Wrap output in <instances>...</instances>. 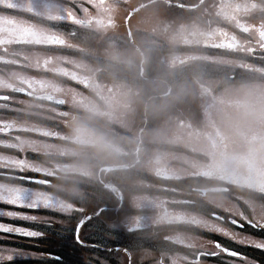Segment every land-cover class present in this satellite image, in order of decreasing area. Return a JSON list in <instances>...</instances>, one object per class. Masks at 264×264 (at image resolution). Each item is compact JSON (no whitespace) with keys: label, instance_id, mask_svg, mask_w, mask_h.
<instances>
[{"label":"flooded vegetation","instance_id":"obj_1","mask_svg":"<svg viewBox=\"0 0 264 264\" xmlns=\"http://www.w3.org/2000/svg\"><path fill=\"white\" fill-rule=\"evenodd\" d=\"M34 2L48 11L65 9L59 0H0V25L33 26L38 32L32 35L26 27L24 37L42 41L64 39L46 33V24L91 25L75 0L70 13L49 16L33 8ZM120 4L107 3L111 8ZM193 4V9H233L237 24L248 25L249 31L243 34H248V46L233 26L230 31L216 26L219 31L205 34L195 44L199 48L190 43V48L177 54L182 53L188 70L177 95L174 82L154 75L157 51L142 48V38L156 34L139 27L131 31L127 17L125 33L66 35L115 38L122 54L130 43L138 55L129 61L134 70L126 65L119 69L128 79L125 82L106 80L107 86L104 81L87 82L81 91L78 86L84 83L54 76L72 79L77 72L62 62L61 49L56 51L57 58L44 49L55 68L71 76L45 62L42 79L26 78V88L62 96L63 103L23 97L13 90L14 83H3L0 196L32 206L0 202V211L35 219L0 215V223L42 235L0 231V264H264V248L252 246L264 244V179L259 178L264 176V0H197ZM243 8L247 10L245 20L236 17ZM111 17L114 26L119 24ZM4 30L0 27V34L8 39ZM36 81L40 88L33 87ZM26 101L40 106L37 111L47 115L49 123L26 124L30 119ZM243 102L249 108L246 115L239 111ZM167 103L177 110L167 112ZM15 105L21 112H15ZM160 109L165 110L158 116ZM79 111H86L90 160L87 174L73 180L87 184L92 199L87 203V218L81 216L85 221L77 244L69 237L64 240L63 231L68 235L71 226H63V217H76L84 208L64 198L57 166L53 170L43 159L30 168L26 153L28 140H41L49 144L44 154L52 150L59 163L63 139L69 137L63 130V118L70 122L72 142L78 141ZM172 137L182 139L183 144L169 141ZM31 172L43 174L48 183H32L28 179ZM19 188L21 192L14 191ZM102 216L115 219L112 222L118 226L105 221L100 239L94 222ZM85 228L88 234L83 233ZM229 249L240 256L226 254Z\"/></svg>","mask_w":264,"mask_h":264},{"label":"rangeland","instance_id":"obj_2","mask_svg":"<svg viewBox=\"0 0 264 264\" xmlns=\"http://www.w3.org/2000/svg\"><path fill=\"white\" fill-rule=\"evenodd\" d=\"M74 0H59L60 4H62L65 9L63 10H46V8L41 5L40 3L34 2L31 4V6L37 11L39 10L43 15H47L54 13V14H59L63 12L62 14H65L66 12L70 13L72 11V2ZM89 1V2H86ZM113 0H75L78 8H81V11H83L82 16H84L83 19L90 20L91 25L89 26L88 29L85 28H78L79 24H70L72 29H85L89 31H96V32H101V33H107V32H115V33H125V25H124V18L128 15L129 11L136 6L148 1V0H122L125 2L122 6H126L125 8L121 7H114L111 8V6H108L107 3L111 2ZM118 1V0H117ZM180 2L184 3H193L197 0H178ZM16 3H20L16 1ZM82 4L88 5L90 7H83ZM27 4L26 9L31 8ZM108 6V7H107ZM89 12H88V11ZM38 11V12H39ZM246 9H239L237 13V18L241 20H244V17L246 16ZM234 10L230 8H220V9H197L195 11H190V10H185L182 7L176 6V5H170L165 3L163 0H157L154 1L148 5H145L143 9L136 11L131 15L129 18V27L130 30L133 31L135 28H140L143 30L147 31H152L155 33L156 37L154 36H147L142 38V48L144 51L147 52L150 50L157 51V60L155 62V69H157L154 73V75L159 76L160 79H166L170 80L172 83H175V91L174 95H177V93L180 91V86L181 82H184V78H188L187 74L188 70L186 67H183V57L182 53L177 55V51H184V44L192 43L193 44H199L200 39L203 38V36L207 33H215L219 30H216V26L220 27L222 31H230V27H234L238 31L241 41L246 44V47L248 46V34L245 36L243 34L247 33L248 30V25L247 24H237V21L234 17L233 14ZM236 14V12H235ZM113 16L119 24H116L114 26V23L116 21H111ZM143 19V21H141ZM147 20V21H146ZM189 20V21H188ZM240 22V21H239ZM69 25V24H68ZM154 37L153 40L150 38ZM115 38L112 39V41H107V42H102L100 45L96 46L94 48V51L91 54L96 55V59L104 62L103 66L105 73L107 72V69L105 68L107 66L111 67H118L121 69L122 67L124 68V65H126L128 70H134L133 66L130 67V62L135 60L137 57L138 53L134 49L133 46L130 45V43L126 47V52L125 54H122L121 50L118 48L119 42L117 40H114ZM114 40V41H113ZM127 43L129 41H126ZM16 47V46H15ZM19 51L16 53V57L19 60V63L21 64L22 58L26 60L25 64L26 67H32V68H37L40 70H43L44 63L47 62L49 66L53 65V68H55L54 60L51 58L49 55L45 53V51H26V52H21V48L18 49ZM91 54L89 56H91ZM149 54V53H148ZM74 58L73 60L70 59ZM21 58V59H20ZM83 59V60H81ZM90 59V58H88ZM88 59L85 58H77L76 56H68V58H64L69 63H74L75 66H77L79 69H81L83 72L78 73V78L79 80H84L87 82H93V81H99L105 83V86H107L106 79H102L99 77L98 73L96 77H89L86 75L87 71L89 70L88 68L93 67L94 63L89 62ZM93 61V59H91ZM121 60V62H120ZM77 62V65L76 63ZM100 63V62H98ZM106 64V65H105ZM102 66V65H101ZM98 70V69H97ZM55 71L58 73L64 74V75H69L63 71H59L58 69L55 68ZM116 72V71H114ZM121 72V71H120ZM104 73V74H105ZM112 73V72H111ZM129 75V73H127ZM43 74H41L39 79H42ZM184 76V77H183ZM19 77H16L15 80H19ZM190 79L195 80L193 77H190ZM218 79V78H217ZM128 80L127 78L125 79V73L121 72V74H117L116 80L113 81H123L125 82ZM29 85L32 86L31 83ZM30 86V87H31ZM34 88H40L39 82H35L33 84ZM98 91L102 92L103 89H98ZM106 95L109 96L110 91L106 90L105 91ZM15 112H21V107H18L15 105ZM40 106L37 104L26 101V115H29L30 119L26 120V124H45L49 123L47 120H49L48 116L45 115L44 113L38 112L37 109H39ZM229 107V106H228ZM65 108V106H64ZM165 109H167V112H175L177 110V107L172 106L170 103H167ZM164 109V110H165ZM248 104L247 102L240 103L239 105V111L240 113H243L246 115L248 113ZM163 110V111H164ZM43 111V110H42ZM158 111V116L163 112ZM35 120V121H34ZM34 121V122H33ZM50 121V120H49ZM160 138V137H159ZM167 139V137H165ZM161 140V139H160ZM29 142L27 143L29 146H31V149H34L36 151L35 154H30L29 153V160L27 161L28 165L30 168L36 167V165H39L36 161L40 159L43 149L46 148V145H49L48 143L41 141V140H28ZM169 141H178L180 144H183L182 139H175V138H170ZM69 145L68 143L63 142V148L61 151L62 155V166L58 167L61 171H63V174H66L68 177L71 176V174H74L75 176L78 175V173L81 174H87V169H88V164L86 163L89 162L90 158H87L86 151L80 148H75L74 146H67ZM246 150V146L243 144V151ZM51 155H54V152L51 150L49 151ZM69 156V157H68ZM26 162V161H25ZM64 163L71 165L70 167H65L63 166ZM26 164V163H25ZM65 175V176H66ZM74 176V177H75ZM64 182L66 180H63ZM70 182V181H67ZM74 182H71L72 184ZM76 182L74 183L75 185H64L63 183V191L64 195L67 197H72L76 198L77 200L83 199L82 203L84 207L88 206L86 205L92 197L89 198V196L86 197H80L81 194L83 193H90L87 184H83L81 182ZM23 187L22 185H20ZM16 192H21L20 188L14 190ZM32 193V192H30ZM71 194V195H70ZM91 194V193H90ZM89 195V194H88ZM85 196V195H84ZM30 197V196H29ZM28 197V198H29ZM91 201V200H90ZM81 203V204H82ZM87 211L83 213L82 216H87ZM77 218V217H76ZM80 216H78V219ZM78 219L73 218L72 221H65L63 222V226L65 225H76V221ZM115 219L113 218H106L105 219L102 217H98L95 222H94V231L96 232L97 236L100 239H103V232L101 230H104L105 227V221L112 222ZM112 226L114 224H117V222H112ZM100 231H97V229ZM113 230L115 229L112 227ZM63 230V229H62ZM92 230V229H91ZM88 228H85V231L83 232L84 234H88ZM63 236L64 239H67V237L70 238V234L67 235V232L64 230L63 231ZM176 248V246H175ZM96 256V254H95ZM94 264H101L95 261Z\"/></svg>","mask_w":264,"mask_h":264},{"label":"trees","instance_id":"obj_3","mask_svg":"<svg viewBox=\"0 0 264 264\" xmlns=\"http://www.w3.org/2000/svg\"><path fill=\"white\" fill-rule=\"evenodd\" d=\"M189 21V20H188ZM0 27H4V33L6 36L7 34H10L11 32H16V30H18V27H20L19 29H23L22 26L19 25H11V26H2L0 25ZM38 27V26H36ZM47 27V25H46ZM38 31L33 30L32 28V35L34 33H37ZM32 38V37H31ZM38 40V39H36ZM51 41H57L55 39L52 38ZM60 41H64L65 40H60ZM78 46H79V51L77 53L73 52V55L78 56L79 59L80 58H85L88 59L89 58V54L91 53L92 50V42H90L87 39H77L76 40ZM101 41H94L95 45L98 46V44ZM22 42L20 40H18L15 36L14 37H9L8 39H4V37L1 36L0 34V50L2 52H0V84H5L7 82H12L15 83V78L16 77H22L23 79L26 80L27 79H32L35 76H38L40 74V71L36 68H32V67H26V60H24L22 58L21 60V64L19 63L18 58L16 57V53L19 51L18 47H14L17 45H21ZM29 50H35V48H30ZM26 52V48H22L21 47V52ZM64 53V57H66L70 51H63ZM5 59L4 62H1ZM21 59V58H20ZM83 60V59H81ZM89 62H91L90 59H88ZM116 72H112V74H115V78H117V74H121V72L119 71L118 67H115ZM101 74L99 75L100 78H103L104 75L108 74V72H104V71H99ZM105 73V74H104ZM34 80V79H32ZM21 96V95H20ZM23 96V95H22ZM24 97V96H23ZM80 112V111H79ZM65 121V123H63V126L65 127L67 121L65 119H63ZM80 124H86L87 120H86V112L85 111H81L80 112ZM64 165L67 166L66 163H64ZM64 185H72L69 182H64ZM85 196H87V194L85 193ZM72 203L76 204L75 201L72 200ZM69 222L72 221L70 218H63V222Z\"/></svg>","mask_w":264,"mask_h":264},{"label":"snow or ice","instance_id":"obj_4","mask_svg":"<svg viewBox=\"0 0 264 264\" xmlns=\"http://www.w3.org/2000/svg\"><path fill=\"white\" fill-rule=\"evenodd\" d=\"M0 202L12 204V205H15L17 207H31L32 206V204L16 203L14 200H12L10 198H5L2 196H0ZM36 206L39 207V205H36ZM0 215H6L8 217L25 219V220H28V219L34 220L35 219L34 217H28V216H23V215H19V214H14L12 211H7L6 213L0 211ZM82 226L83 225L77 223L76 225H72L68 230V233L70 234V238L73 239L77 244L81 243L79 228ZM0 231L13 232V233H17V234H21V235H25V236H29V237H37V236L42 235V233L38 232V231L29 230V229H26V228H23L20 226L9 227V226H6L4 223H0ZM252 246L264 248V244H259V243L253 244ZM226 254L233 255L236 253L233 250L229 249L226 251ZM236 255L240 256V254H236Z\"/></svg>","mask_w":264,"mask_h":264},{"label":"water","instance_id":"obj_5","mask_svg":"<svg viewBox=\"0 0 264 264\" xmlns=\"http://www.w3.org/2000/svg\"><path fill=\"white\" fill-rule=\"evenodd\" d=\"M180 6H184V7H191L190 5H185V4H178ZM16 91H19L21 93H24L30 97H35V98H41V99H47V100H51V101H56V102H62L63 101V98H56V97H53L51 94H48V93H44V94H35V93H32L28 90H26L25 88H21V87H17V88H14ZM1 97V96H0ZM34 180L36 181H39V182H45L43 179H39V178H33Z\"/></svg>","mask_w":264,"mask_h":264},{"label":"clouds","instance_id":"obj_6","mask_svg":"<svg viewBox=\"0 0 264 264\" xmlns=\"http://www.w3.org/2000/svg\"><path fill=\"white\" fill-rule=\"evenodd\" d=\"M243 87V86H242ZM262 151H264V149H262ZM220 158L218 157L217 158V160H219ZM216 162H214V164H215ZM261 164H262V167H264V159H262V161H261ZM260 179H264V176H261V177H259Z\"/></svg>","mask_w":264,"mask_h":264}]
</instances>
